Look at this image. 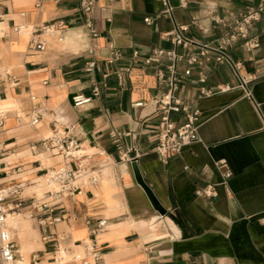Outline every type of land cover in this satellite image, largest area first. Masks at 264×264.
I'll list each match as a JSON object with an SVG mask.
<instances>
[{
  "label": "crops",
  "instance_id": "obj_1",
  "mask_svg": "<svg viewBox=\"0 0 264 264\" xmlns=\"http://www.w3.org/2000/svg\"><path fill=\"white\" fill-rule=\"evenodd\" d=\"M80 2L45 0L38 8L35 0H0L3 185L22 181L37 194L54 189L47 186L46 172L66 162L43 142L54 130L68 131L76 143L77 157L69 166L80 161L101 172L97 185L64 198L63 209L44 216L35 212L32 225L21 217L25 211L20 213L22 236L18 229L12 233L19 259L46 264L67 253L63 264H80L87 257L81 243L88 237L87 220L106 218L96 236L98 264H264V15L249 30L257 47L238 40L229 48L241 63L240 73L250 78L253 100L243 96L237 74L226 63L209 62L200 82L201 68L194 65L186 75L187 64L180 61L179 95L199 111L201 141L168 159L152 149L157 135L152 100L166 89L156 74L167 75L171 62L157 51L186 53L165 34L176 24L185 26V37L215 40L228 30L224 18L254 9L261 0H186L185 6L170 0L172 19L163 15L161 0H94L85 14ZM84 17L96 25V37L88 35ZM58 21L65 29L40 35L51 39L46 50L31 51L30 40L41 26ZM18 26L25 28L17 32ZM117 51L120 56L114 57ZM200 88L213 93L201 95ZM77 93L91 101L74 107L71 96ZM34 107L43 116L30 126L27 117ZM218 160L226 161L232 173L227 186L217 185L216 196L200 195L206 185L220 182ZM55 216L62 219L52 222ZM49 232L68 235L60 242L65 252H54L45 239Z\"/></svg>",
  "mask_w": 264,
  "mask_h": 264
},
{
  "label": "built area",
  "instance_id": "obj_2",
  "mask_svg": "<svg viewBox=\"0 0 264 264\" xmlns=\"http://www.w3.org/2000/svg\"><path fill=\"white\" fill-rule=\"evenodd\" d=\"M45 0H35V6L41 7ZM163 4L162 13L166 17L173 18V6L170 0H161ZM94 4V0H81L80 13L85 14L89 12ZM181 6L186 5V0H180ZM264 15V0L257 5L256 8H251L247 12L233 16L222 21L223 24L228 26V30L219 38L212 41H198L193 38H188L182 35L181 30L185 26H177L174 24L173 29L166 33V37L177 47H181L186 50L185 54L178 53L174 49L163 50L159 49L157 55L165 54L171 61L168 65V74L163 71H157V79L160 83L166 86V89L162 91L157 97L152 100L153 112L157 119V135L153 145V150L157 152L162 158L168 159L172 156L180 154L182 149L190 144L200 142L199 128L202 124L200 120L199 111L195 108H191L187 102L179 95L181 79L177 76V63L185 61L187 68L184 73L188 75L192 66L196 65L201 68L199 72V81L204 82L205 74L203 69L206 65L213 61L216 63H226L237 74L239 83L238 88L243 91V96L249 100H253V95L248 84L250 78L243 76L240 73L241 63L235 60L229 52V48L238 40H242L243 46L247 48H254L259 45L258 40L255 37L249 36V30L253 25V22L260 19V16ZM0 20H3L0 15ZM146 22H150L149 18H146ZM82 23L85 26L88 35L90 37H96L98 30L94 22L84 17ZM65 23L58 21L56 23L46 24L41 26L40 32L30 40L29 49L33 52H43L46 50L48 40L40 35H53L61 32L65 29ZM25 26H18L15 28L17 32H21ZM56 40L61 42L63 37L56 35ZM114 57L120 56V53L114 52ZM93 66V62L89 63ZM213 93L210 89L200 88V94L204 96L211 95ZM96 89L93 90V95H97ZM34 99V96H31ZM71 101L74 107H81L91 101V97L84 96L83 94H74L71 97ZM135 106L143 105V102H137ZM179 115L182 119L177 117ZM43 116L41 108L34 107L31 110L30 115L27 117V123L30 126H36ZM6 119V112L0 110V127L3 126ZM46 146L50 150H56L62 154L66 162H63L51 170L46 172L48 184L55 186L54 189L46 190L41 197H26L22 195V189L24 183L22 181L16 184H10L4 186V182L0 176V264H18L17 260L22 258L16 252L15 241L9 232V226L6 222V216L9 211L13 213H21L25 211L28 218H35V212H39L44 216L57 209H63L61 203L64 198L73 196L74 194L82 191L85 187L97 185L100 181L99 167H88L82 162H78L75 168L68 165V161L77 157L75 154L76 143L69 138L68 131L62 132L54 130V132L47 139H44ZM117 150H121V144L119 140H116ZM1 154V148H0ZM122 160V158H121ZM214 167L219 173L221 180L219 183L208 184L201 191L200 195L206 197H213L217 195L216 186H227L228 179L232 175L230 169L227 166L226 161L218 160L214 161ZM1 174V163H0ZM11 200L13 206L9 208L8 201ZM62 219L61 216H55L52 218V222H59ZM41 225H45L44 220H39ZM88 224V237L81 243L84 248V252L87 257L81 258L80 264H90L91 259L94 264H98L102 260L101 250L98 246L96 236L106 227V218H99L95 222L87 220ZM68 235L65 232L57 234L49 232L45 235V239L52 243L54 252L59 251L60 242L66 240ZM77 261H72L73 264H77Z\"/></svg>",
  "mask_w": 264,
  "mask_h": 264
},
{
  "label": "bare ground",
  "instance_id": "obj_3",
  "mask_svg": "<svg viewBox=\"0 0 264 264\" xmlns=\"http://www.w3.org/2000/svg\"><path fill=\"white\" fill-rule=\"evenodd\" d=\"M1 26H2V23L0 24V29H1ZM48 184V182H47ZM49 188H55L54 185L52 184H49L47 185ZM38 189L40 190V187H38ZM38 191V190H37ZM11 208V207H9ZM11 212V213H10ZM19 216H20V213H13L12 211H9L7 213V216H6V222H7V225L9 226V232L13 238V235L11 233V229H18V231L20 230V223H19ZM21 234V232L19 231V235ZM66 249H64L63 247L60 248L59 252L57 253V255L61 254L62 252H65ZM68 258V255L67 253L63 254V256L58 259L56 262H49V263H46V264H63ZM17 263L18 264H26V261L25 260H22V259H18L17 260Z\"/></svg>",
  "mask_w": 264,
  "mask_h": 264
},
{
  "label": "rangeland",
  "instance_id": "obj_4",
  "mask_svg": "<svg viewBox=\"0 0 264 264\" xmlns=\"http://www.w3.org/2000/svg\"><path fill=\"white\" fill-rule=\"evenodd\" d=\"M49 41H51V39L50 38H47ZM37 181V180H36ZM36 181H35V183H36ZM34 183V184H35ZM34 184H32V185H34ZM102 184H103V182H102ZM27 186H29L28 184H27ZM26 187H24L23 188V195L24 196H32V195H34V196H36V197H41L42 195V193L44 192V191H42L40 194H37L36 192H34V191H27L26 189H25ZM46 188L44 187V189L43 190H45ZM108 196H109V194H108V192L107 191H105V197H106V203H108V204H110V201L108 200ZM8 203L10 204L11 203V201L9 200L8 201ZM21 217L24 219V220H27L31 225H32V220L30 219V218H28L27 216H26V214H21ZM19 220H20V216H19ZM13 230L14 229H11V233H13ZM15 232V231H14ZM15 234H16V232H15ZM20 236H22V234H20ZM15 237H17V234L15 235Z\"/></svg>",
  "mask_w": 264,
  "mask_h": 264
},
{
  "label": "water",
  "instance_id": "obj_5",
  "mask_svg": "<svg viewBox=\"0 0 264 264\" xmlns=\"http://www.w3.org/2000/svg\"><path fill=\"white\" fill-rule=\"evenodd\" d=\"M72 97V96H71Z\"/></svg>",
  "mask_w": 264,
  "mask_h": 264
}]
</instances>
